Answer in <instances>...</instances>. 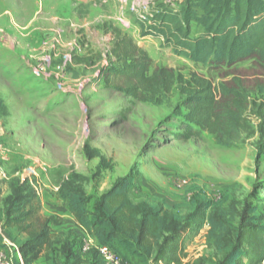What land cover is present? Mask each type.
I'll return each mask as SVG.
<instances>
[{
	"label": "rangeland",
	"instance_id": "rangeland-1",
	"mask_svg": "<svg viewBox=\"0 0 264 264\" xmlns=\"http://www.w3.org/2000/svg\"><path fill=\"white\" fill-rule=\"evenodd\" d=\"M182 1L0 0L2 264H24L18 244L45 225L59 239L30 264H71L67 256L102 264L96 242L58 198L68 180L89 199L90 212L125 176L135 179L129 192L134 203L162 207L178 222L195 199L212 202L209 213L226 226L222 239L209 238L205 224L186 241L182 264H218L234 243L243 209L264 212V120L243 114L245 130L231 145L205 132L184 140L183 97L176 86L163 104L152 105L128 96L134 83L127 77L109 74L120 66L112 54L119 30L150 59V74L164 69L176 78L196 75L263 100L264 65L257 57L206 67L141 35L138 21L158 4L176 8ZM197 32L193 26L192 35ZM22 189L28 220L8 223L16 218L7 214L10 200Z\"/></svg>",
	"mask_w": 264,
	"mask_h": 264
},
{
	"label": "trees",
	"instance_id": "trees-1",
	"mask_svg": "<svg viewBox=\"0 0 264 264\" xmlns=\"http://www.w3.org/2000/svg\"><path fill=\"white\" fill-rule=\"evenodd\" d=\"M138 26L143 37L161 39L174 55L194 64L233 66L257 57L264 65V0H183L176 8L160 3L138 21ZM193 26L198 29L195 35H192ZM114 34L112 54L120 66H115L109 74L127 77L134 83L127 89L128 96L152 105L163 104L176 86L183 97L185 133L182 139L199 138L205 132L218 143L231 145L245 130L241 121L243 114L248 112L264 120V99L251 101L239 87H215L196 75L176 78L164 69L150 74L151 62L147 55L119 30H114ZM260 92L264 95V89ZM261 155L264 157V142ZM75 183L68 180L62 184L58 198L67 204L69 215L82 233L94 238L96 244L108 247L125 264H182L186 241L205 224L210 227L208 237L216 241H221V234L226 230L225 223L209 213L214 204L205 199L192 201L190 213L178 222L162 207L134 203L129 192L135 179L125 176L102 195L90 212L89 199L74 187ZM23 190L10 200L7 214L16 218L8 223L22 224L28 220L30 212L24 210L28 198ZM262 191L264 194V186ZM57 224L56 220L53 225ZM55 239L59 237L45 225L28 241L18 244L24 264L50 251ZM66 260L71 264L80 262L77 256H67ZM263 262L264 212L246 207L240 214L234 243L218 264Z\"/></svg>",
	"mask_w": 264,
	"mask_h": 264
},
{
	"label": "built area",
	"instance_id": "built-area-1",
	"mask_svg": "<svg viewBox=\"0 0 264 264\" xmlns=\"http://www.w3.org/2000/svg\"><path fill=\"white\" fill-rule=\"evenodd\" d=\"M127 0H121L126 2ZM95 250L102 264H125L117 255H115L108 247L95 244ZM0 264H2V254L0 253Z\"/></svg>",
	"mask_w": 264,
	"mask_h": 264
},
{
	"label": "crops",
	"instance_id": "crops-1",
	"mask_svg": "<svg viewBox=\"0 0 264 264\" xmlns=\"http://www.w3.org/2000/svg\"><path fill=\"white\" fill-rule=\"evenodd\" d=\"M92 238V237H91ZM92 241L96 242V240L94 238H92Z\"/></svg>",
	"mask_w": 264,
	"mask_h": 264
}]
</instances>
